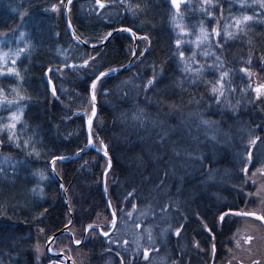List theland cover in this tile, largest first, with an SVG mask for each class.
Returning a JSON list of instances; mask_svg holds the SVG:
<instances>
[{"label":"trees","instance_id":"16d2710c","mask_svg":"<svg viewBox=\"0 0 264 264\" xmlns=\"http://www.w3.org/2000/svg\"><path fill=\"white\" fill-rule=\"evenodd\" d=\"M65 1L0 0V34L7 33L0 35V41H6L0 50L26 48L18 59L12 57L15 65L11 60L0 61L4 73L0 89L8 100L19 101L18 105L0 104V123L6 124L18 108L23 110L15 129L18 140L9 141L8 130L0 129V264H56L50 263L53 259L45 243L65 225L69 233L57 236L50 248L70 256L75 264H120L121 258L124 264H248L255 260L264 264V224L231 214L219 220L222 212L264 206V193L255 195L264 179L257 176L255 185L251 179L245 183L241 172V161L252 147L250 139L264 138V98L257 101L245 92L248 74L240 72L246 67L252 79L264 81V9L255 0H212L214 7L202 0H185L181 5L177 20L191 31H198L203 22L209 32L213 27L222 32L228 26L236 33L232 39L213 37L211 49L197 50L215 53L210 58L199 56L201 64H212L219 56L223 70L230 71L228 87L236 91L228 94V103L217 106L207 82H214L218 73L209 69L193 82L172 56L178 29L173 28L176 9L170 0H125L139 5L133 11H127L120 0H101L105 8L96 0H72L68 18L80 40L96 44L120 27L138 36L131 66L97 84L92 139L95 148L107 151L108 169V158L86 149L85 122L92 113L88 89L99 72L120 69L130 61L133 40L130 34L117 32L99 47L78 44L64 22ZM21 13H26L23 19ZM243 15L253 19L238 31L233 17ZM20 32L26 35L17 42ZM145 35L150 45L140 39ZM217 40L222 48L216 47ZM185 49L190 55L191 47L185 45ZM142 51L145 54L140 56ZM89 57L96 58L89 61L90 67H69ZM9 67L20 76L8 75ZM154 72V85L145 91L143 85ZM17 93L25 99L19 100ZM141 111L142 123L134 121L133 114ZM203 120L215 123L207 126ZM29 138L39 158L26 155L32 148L25 150L23 141ZM53 156L65 157L56 161V175L49 163ZM253 156L249 176L264 163V142H257ZM37 169L50 179L39 182L33 175ZM133 204L137 207L129 218ZM113 211L118 220L114 229L107 226ZM90 223L102 226L109 237L96 228L85 234L81 245L73 244V236L81 240ZM181 225L177 236L175 229ZM144 229H151L154 244L150 245ZM248 235L255 237L251 245L241 240L237 248L235 241ZM138 236L139 249L134 243ZM124 240L129 243L124 245ZM149 247L152 251L145 261L143 251Z\"/></svg>","mask_w":264,"mask_h":264},{"label":"snow or ice","instance_id":"6c2138e0","mask_svg":"<svg viewBox=\"0 0 264 264\" xmlns=\"http://www.w3.org/2000/svg\"><path fill=\"white\" fill-rule=\"evenodd\" d=\"M72 0H68V3L71 4ZM97 4L99 5L100 8H105L106 5L105 3H102L101 0H96ZM171 5L173 8L176 9V15H174L172 17V22H173V28L174 30H177L176 33V39L174 40V44H175V50L172 53V56L178 61V64L183 65L182 67V71L186 74H190L193 77V82H195L196 78H200L203 77L204 74L209 70H213L215 73H218L217 78L215 79L214 82L209 81L207 82L208 86L210 87V93L212 98L216 101L217 106L223 105L225 103H228V94L230 92H235L236 89L235 88H229L228 85L231 83L230 80V71L228 70H223V62L220 61V57L216 56V62L212 63V64H201L199 61V56H203L205 58H210L211 56H214L215 53L211 52L209 50H204L201 52H198L197 50L202 49V48H207V49H211L212 48V38L213 37H221L223 35V37L225 39H232L236 33L229 31L228 30V26H225L223 31L221 32V30L218 27H213L211 29V32H209L205 27H204V23L201 22L198 31H191L187 25L183 24L182 22H178L177 17L180 15V8L181 5L185 3V0H170ZM256 3L259 4V7L264 9V0H255ZM120 3L123 4L125 6V8L127 9V11H133V7L139 8V5H135L132 6L130 4H126L125 0H120ZM202 3L205 5H208L209 7H214V5L212 4V0H202ZM241 7H245V5L243 4V2H241ZM53 11H56V6L53 5L52 7ZM203 11L206 12V15L210 18H215L213 16V12L208 10L207 8L203 9ZM135 14V13H133ZM26 15V13H21V19H23V17ZM253 19L252 16L250 15H243L242 17H233V20L235 22V27L237 28L238 31H243V25H246L247 22L251 21ZM209 23H211V20H209ZM69 27H71V24L69 25ZM121 31H125V32H132L131 29L129 28H123L120 29ZM15 31V30H14ZM0 35H4L5 37L7 36V33H3ZM26 35V33L24 32H20L19 37H17V42H19L22 38H24ZM112 33H108V36H111ZM132 35L135 36L136 33L132 32ZM194 36V39L192 38H188L185 39V37H192ZM74 38L75 37L74 35ZM104 39H107V36L104 37ZM140 39L144 40V41H149V37L147 35L140 37ZM6 43V41H0V45ZM83 43H87V41H83ZM149 45H150V41H149ZM185 45H189L191 47V54L190 55H186V49H185ZM93 47H95L93 45ZM216 47L222 48V45L219 43V40H217L216 43ZM147 49H145L146 51ZM26 51V48H19L18 50H13L11 48H9L8 51H2L0 50V61L4 62L5 64H7L8 60H11V63L13 65L16 64V59H12V57H16L17 59L19 58L20 54L22 52ZM133 56L136 55V52L133 51ZM145 53L144 51L140 52V56H143ZM95 57H89L88 59H84L82 64L79 66L76 65H70L69 67H80V68H87L90 67L89 61H95ZM49 71H51V69H49ZM118 69L112 68L109 69V71H101L99 72L98 75L95 76V79L92 80L91 82V90H92V116H95L96 114V109H95V100H96V89H97V84L98 82H101L102 79L104 77H107L110 72H117ZM8 75H15L17 77L20 76V73L15 71L14 68L9 67L8 70ZM240 72L242 73H246L249 76H251V72L249 71L248 68L243 67L240 69ZM4 75L3 72H0V76ZM156 80V75L154 72V75L152 78H149L147 80V82L143 85L145 91L149 90L153 85L154 82ZM49 84H51V80L49 79ZM243 91V89L241 90ZM253 92L256 93L255 96V100L259 101L262 98H264V83H261L259 85H257L255 88L252 89ZM53 96L56 95L55 89H53ZM17 95L19 96V100H24L25 97L24 96H20L19 93H17ZM0 97H3V99H0V104H4L7 103L8 105H12L14 103H16L18 105L19 101H13V100H8L6 96H4V90L0 89ZM237 103H239V101H237ZM229 106L231 107V105L229 104ZM23 115V110L19 109L16 112H11L10 115L8 116V122L5 123H0V129H7L8 130V139L9 141H13L18 140V136L15 132V129L17 127V124L21 121V117ZM142 117H143V113L142 111L139 113H134L132 116V119L134 121H141L142 123ZM202 123L204 125L207 126H211L213 123L212 121H208V120H203ZM88 127H89V136H88V145L87 146H94L93 145V139H92V118L90 117L88 120ZM259 127V126H258ZM213 139L215 137H212ZM30 140L31 138H29V140H25L23 141V147L25 150H27L29 147L32 148V151H28L26 152V155L28 157L31 156H36L37 158H39L40 156V152L36 151L35 147L32 146L30 144ZM261 141L264 142V138H262L261 136H255L254 138L250 139L249 144L252 146L247 150V154L246 157L244 159H242L241 164V172L243 173L244 177H245V183H247V181L249 179L252 180L253 185H255L257 183V180L254 179L255 177L259 176L260 178L264 179V163H262L260 165V167L256 168L255 171L251 172V176H249V171H250V165H254V156H253V149L254 147L257 145V142ZM0 143H2V141H0ZM15 146L17 148L21 147V144L19 142H17L15 144ZM100 146L102 148H106V146L103 144V142H100ZM99 151V149H97ZM82 151V149H81ZM104 155L107 156L108 153L105 150ZM65 159V157L63 156H53L52 160L49 161L50 165H51V172L53 175H56V161L57 160H63ZM19 163H25V161H20ZM110 166V164H109ZM33 175L36 176L38 178L39 182H44L50 179V177L45 173V171L37 169L33 172ZM61 189L64 188L63 184H60ZM33 191L35 192L36 189L34 188ZM40 191L43 192V188H40ZM105 192H107V187H105ZM135 190H133L132 192L128 193V197H132L134 195ZM261 193H264V186L258 187L257 188V192L255 193V195L257 197L260 196ZM249 195H253L252 193H249ZM127 199V197L125 198ZM262 205H264V200H262ZM109 207H112L111 202H109ZM137 205L133 204L132 205V211H129L127 213V216L129 218L132 217L133 215V211L136 210ZM120 211H123V209H120ZM162 211H167L166 208L162 209ZM234 215V216H239V217H252L254 218V220L256 221H260L261 224H264V206L255 209V210H239V211H235L232 212L231 210H229L228 212H222L221 215L219 216V220L221 222L225 221V219L229 216V215ZM72 221L69 220L68 224H71ZM118 223L117 220V212L113 211L112 212V216H111V222L110 225H107L110 228H116ZM65 227L67 228L68 225H65ZM142 227L141 223H137L136 224V228L140 229ZM183 227V225H181L180 227L175 229V234L177 236L180 235L181 232V228ZM96 228H100V235L104 236V237H109V232L108 231H104L103 227L100 225H95V224H88L85 228H84V232H94L96 230ZM206 230L207 227H206ZM41 231H43V229H41ZM145 232L148 233V240L150 245L154 244V240L151 234V229H144ZM255 239L254 236L252 235H248L247 237H241V239H238L235 241V246L237 248H240L241 245V240L243 242L244 245H251L252 241ZM72 242L75 243L76 245H81L83 243L82 240L80 239H75L74 236L72 238ZM124 245H127L129 243L128 240H124ZM134 243H136L137 249H139L141 247L140 244V237L138 236L137 239L134 241ZM197 247L199 245H196ZM111 250V249H109ZM37 251H39V249H37ZM49 251H51V249H49ZM152 251V248H145L143 251V256H144V260L148 261L149 260V252ZM213 254H215V246L213 245ZM116 255H120L119 252L116 253ZM68 259H71V257H67ZM73 264H75V261H73ZM120 264H124V258H121ZM229 264H231V262H229ZM253 264H261V262L259 260H255L253 261Z\"/></svg>","mask_w":264,"mask_h":264},{"label":"water","instance_id":"95a60500","mask_svg":"<svg viewBox=\"0 0 264 264\" xmlns=\"http://www.w3.org/2000/svg\"><path fill=\"white\" fill-rule=\"evenodd\" d=\"M68 5H69L68 0H66L65 3H64V7H63V18H64V22H65V24H66V27H67V30H68V33H69L70 37H71L75 42H77V43L80 44V45H83V46H85V47H90V48H93V45H94L95 47H99V46L104 45V44H105V43L111 38V36H112L113 34H115V33H117V32H125V31H121V30H120V29H123V28H125V27H120V28L112 29L111 31H109V33L111 32L112 35H111V36H108V34H107V35H106V36H107V39H103V40H102L101 42H99V43H96V44L83 43V41L80 40V39L76 36V34L74 33V31H73V29H72V26L69 27L70 22H69V18H68ZM132 32H133V31H132ZM132 32H126V33L130 34V36H131V38H132V40H133V51L136 52V44H137L138 36H137V35L133 36V35H132ZM74 35H75V37H77V38H74ZM133 58H134V56L132 55L130 61H129L125 66H123L122 68L118 69L117 72H110V74H109L108 76H110V75H114V74H119V73H121V72L127 70V69L131 66V63H132ZM88 92H89L90 99H91V104H92V90H91V83H90V85H89ZM95 109H96V114H95V116H92V113H91V115H90V117L92 118V123H93V121H94V119H95V117H96V115H97V101H96V100H95ZM90 117H89V118H90ZM89 118H88V119L86 120V122H85V133H86V141H87V142H86V149H94V150L98 151L97 148H95V146H87V145H88V136H89V127H88V120H89ZM93 145H94V144H93ZM99 152H101V154L104 155V152H103V151H99ZM104 156H105V155H104ZM105 157L108 158V163L110 164V159H109L108 155L105 156ZM109 164H108V167H107L108 169H109V167H110ZM50 168H51V165H50ZM103 189H104V184H103ZM104 194H105V191H104ZM105 197H106V195H105ZM106 200H107V197H106ZM64 201H65V203H66L67 208H69L66 199H64ZM107 204H108V206H109V201H108V200H107ZM111 213H112V212H111ZM62 233H66V230H65L64 228L61 229V230H59V231H57V232H55V233H53V234L47 239V241H46V243H45V250H46V252H47L50 256H52V257H58V258H62V259H64L65 262H66V264H73L72 260H71V259H68L64 254H62V253H58V254H57V253H52L51 251H49V244H50V242H51L52 240H54L57 236H59L60 234H62ZM84 233H85V232H84ZM83 237H84V235H83Z\"/></svg>","mask_w":264,"mask_h":264},{"label":"rangeland","instance_id":"374dc122","mask_svg":"<svg viewBox=\"0 0 264 264\" xmlns=\"http://www.w3.org/2000/svg\"><path fill=\"white\" fill-rule=\"evenodd\" d=\"M68 7H69V5H68ZM247 79H248V81H247V84H246V89L249 90V91L245 90V92L252 93L253 97L255 98L256 93L253 92L252 89L255 88L257 85H259V84H261V83H264V81H259V80L252 79L251 76H249V75H247ZM64 229L66 230V233H69L66 227H65ZM66 233H62V234H66ZM85 234H86V232L84 233V237L81 238L82 241H83L84 238H85ZM60 235H61V234H60ZM52 241H53V240H52ZM52 241L50 242V244L52 243ZM50 244H49V249H51V248H50ZM73 244H75V243H73ZM45 251H46V250H45ZM51 252L54 253L52 250H51ZM46 253H47V252H46ZM47 254H48V253H47Z\"/></svg>","mask_w":264,"mask_h":264},{"label":"flooded vegetation","instance_id":"af4514ba","mask_svg":"<svg viewBox=\"0 0 264 264\" xmlns=\"http://www.w3.org/2000/svg\"><path fill=\"white\" fill-rule=\"evenodd\" d=\"M58 254V253H57ZM62 254H64V253H62ZM65 255V254H64ZM66 256V255H65ZM52 257V256H51ZM67 257V256H66ZM52 261L50 262V263H56V264H58V263H63V261L65 262V260L64 259H62V258H58V257H52ZM66 263V262H65ZM49 264V263H48ZM248 264H253V263H248Z\"/></svg>","mask_w":264,"mask_h":264}]
</instances>
